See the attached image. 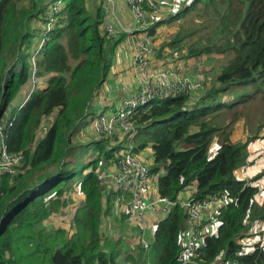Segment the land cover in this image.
Here are the masks:
<instances>
[{"label":"trees","instance_id":"16d2710c","mask_svg":"<svg viewBox=\"0 0 264 264\" xmlns=\"http://www.w3.org/2000/svg\"><path fill=\"white\" fill-rule=\"evenodd\" d=\"M105 2L0 0V124L20 91L32 86V58H37L36 76L48 83L46 89L31 88L3 131L7 152L24 155V163L15 177H0V264H138L143 257V248L124 252L122 238L104 237L101 229L109 219L123 231L128 216L117 206L122 199L128 205L131 196L108 187L97 175L104 163L116 161L124 144L117 138L116 144L111 139L84 145L78 141L85 120L92 123L96 118L88 112L90 104L106 83L126 37L112 39L104 33ZM189 17L204 19L205 26L186 36L179 32L163 43L159 56L166 47L169 52L188 48V57L216 55L223 57L224 65L195 103L178 94L140 108L134 118V152L153 150L151 175H159V194L172 202L192 186L196 200L228 199L197 229L195 263L264 264V236L252 251H247L250 243H243L252 238L249 231L264 222V204L257 200V182L264 171L251 180L237 176L249 164V146L264 135V0H189L150 33L155 36L160 26ZM52 19L55 23L47 31ZM199 32L205 33V40L194 38ZM169 52L159 60L176 62ZM54 116L47 133L38 138L44 120ZM240 125L248 137L234 143ZM88 146L98 154L78 179L85 199L73 217V232L48 229L45 221L70 206L67 189L60 187L64 182L72 185L76 178L70 159L76 149ZM186 219L178 203L157 224L147 255L151 264H179ZM212 224L216 231L205 232Z\"/></svg>","mask_w":264,"mask_h":264},{"label":"built area","instance_id":"2783aa9c","mask_svg":"<svg viewBox=\"0 0 264 264\" xmlns=\"http://www.w3.org/2000/svg\"><path fill=\"white\" fill-rule=\"evenodd\" d=\"M126 1L138 26L128 35L133 54V74L137 83V90L132 96L121 101L116 112H101L91 123L95 137L111 139L113 144H116V138L125 141L123 149L117 154L116 161L112 163L115 171L109 172L106 169H99L97 172L98 180L108 184V187L113 185L115 187L112 188H117L124 194L131 196L128 205L122 204L124 202L122 199L118 206L128 215L126 219L127 231L134 243L137 244L136 247L134 244L128 246V252L136 251L138 246L144 249L143 257L138 264H151L147 260L151 248L148 233L149 215H153L161 221L170 214L173 207L178 203L185 210L187 216L186 228L181 235L182 252L179 257V264H197L195 263L199 248L197 229L204 217L209 218L216 214L220 208L229 203L228 199L220 197L196 200L194 198V186L186 188L183 191L186 194L185 199L180 200L179 195L177 203L161 196L158 187L155 188L151 180L152 165L142 153L134 152L133 138L136 135L134 118L140 108L154 100L178 94L186 96L192 104L202 96L204 85L201 79H194L185 70H181L179 65L176 66V62L166 64L165 60L157 62L154 59L157 50L156 37L150 33V30L161 19V16L167 13V6H169L167 0ZM106 2L108 6L114 4V0H106ZM60 6L58 4L53 8L55 13L60 10ZM54 23L55 19H52L47 24L46 30L50 31ZM104 33L112 39L118 37L116 30L109 23H105ZM32 60L34 90L39 87V84L36 76V61L33 58ZM9 125H11L10 120L0 124L1 140H3L4 129ZM23 163L24 155L8 153L3 141L0 150V177L3 175L15 177L22 171ZM158 180L159 175H156V181L158 182ZM126 237L123 239L125 240ZM218 261L220 262L214 264H238L237 262L223 263V260Z\"/></svg>","mask_w":264,"mask_h":264},{"label":"rangeland","instance_id":"374dc122","mask_svg":"<svg viewBox=\"0 0 264 264\" xmlns=\"http://www.w3.org/2000/svg\"><path fill=\"white\" fill-rule=\"evenodd\" d=\"M188 1L189 0H180V1L179 0H167V2L169 3V6H167V9H168L167 13H165V15H162L161 19L158 22H160L162 20H166V19L170 18L171 16L176 15L182 9L185 2H188ZM158 22H156L155 24H157ZM204 26H205L204 19H196V18L192 19L190 17L187 19L179 20L176 23L171 24V25L160 26L157 29V32L155 33L156 42H158V44H160V45H158V49L156 50L157 56H159V52L162 50L163 43L166 41L169 42L179 32H180L179 35H181V33H182L183 36H186L187 33L191 34L194 31L202 30V28ZM38 28H40V29L42 28L40 22L38 24ZM186 30H187V32H186ZM204 36H205L204 32H199V35H194V38L196 39L199 37L200 39L205 40ZM119 49L124 51L126 54H128V53L130 54L129 43L126 40L119 46ZM168 52H169V48L166 47L165 50L162 51L161 57L162 58L168 57ZM188 52H189L188 48H185L183 51H181L180 48H176V49H172L171 52H169V53H170V56L173 55V57H175V61H180L182 64L185 65L186 73L193 76L194 79H201L202 84L204 85V91L202 92V95H203L205 90H207L213 84V82L216 80V71L218 69L220 70V68L224 65V61H223L224 59H223V57H217L216 55H214V56H203V57H198V58L188 57L187 56ZM33 59L35 61L37 60V58H33ZM190 62H192L193 64H191ZM37 79H38V84H39V87H36L37 89L48 88V86H45V84H44V82L45 81L47 82V80H45L44 78H40V77H37ZM33 84H34V81H33ZM33 84H32V86H33ZM32 86L28 87V92L32 91V89H31ZM259 96L262 97V95H259ZM257 102H259V100L258 101L255 100V103H257ZM93 103L97 104L96 97L91 102V104H93ZM91 104H90V107H91ZM260 104H264V103H260ZM88 119L89 118H87L84 123H86ZM45 122L47 123V121H45ZM49 125H51V122ZM241 125H244V127H245V124H241ZM240 126H237V128H236L237 130L234 132V135L232 138L234 143H237L239 141V139L235 140L236 139L235 133H238V131H240V132L244 131L243 128H241ZM91 135L94 136L93 134L89 133V136L87 138H90ZM241 135H240V137H241ZM94 137L90 138L91 140H87L85 138L86 139V140H84L85 142H82L83 145L90 143L92 140L99 139L98 137H95V138ZM118 143L124 144L125 141H124V139H121V140L119 139ZM75 145H78V142L76 140L74 141V146ZM260 146H261L260 150H264V137L261 139ZM213 152L214 153L216 152L215 148L213 149ZM77 153H78V156L76 155ZM97 154H98V152L94 151L93 146H88L85 148L80 147V148L75 150L74 157H72L70 159L69 168H75V171L77 174L76 178L74 179V181L72 180L73 181L72 185L68 186L67 182L66 183L64 182V184L60 185V187H62V188L64 187L65 190L67 189L66 190V191H68V192H66V194H68L67 197L69 195H71L73 198L74 195H77V193H78L77 190H79V186L77 185V183H78V179L81 177V170L84 167V165L88 164L91 160H93L95 155H97ZM107 164H110V163L108 162ZM104 166H106V164ZM247 172H248L247 173L248 175L255 174L257 172L256 171V165L254 163H252L250 166H248ZM257 175H259V174H257ZM257 175L253 176L251 179L255 178ZM151 180L153 182H155L156 176H151ZM257 183L259 184V182H257ZM154 187L156 188V186H154ZM77 202H78L77 205L79 207V205L82 202H80V201H77ZM71 204L72 203L69 202V205H71ZM117 208H118V206H117ZM76 211H77V209L69 207L67 205V207L65 208L64 211H61L57 214L56 213L52 214L45 221V226L48 229H52V228L59 229V228H61V229L68 231V233H72L73 229H74L73 217L75 216ZM148 221L150 222V227H149L148 233L152 237V235L154 234V232L156 230L157 224L160 221L158 219H156L153 215H149ZM262 224L263 225L261 228L255 229L254 231H249V234H254V235H252L253 236L252 238L246 237V239L243 240V243L248 242L251 244V246L249 247V249H247V251H252L253 245H255L258 242V240L259 241L262 240V237L259 238L258 236H255V234H260L261 232H264V223H262ZM64 226H66V227H64ZM101 229H102V234L104 237L112 235V236H114V239L122 238L123 243L127 244L128 246H132V244H134L135 247L137 246V244L134 243L133 238L126 235V230H127L126 227H124L125 230L121 231L122 230L121 227L114 228V225H112V222L109 219H105ZM261 234H263V233H261ZM125 237H126V239L124 240L123 238H125Z\"/></svg>","mask_w":264,"mask_h":264},{"label":"crops","instance_id":"0c3cea01","mask_svg":"<svg viewBox=\"0 0 264 264\" xmlns=\"http://www.w3.org/2000/svg\"><path fill=\"white\" fill-rule=\"evenodd\" d=\"M105 9H106L107 13H106V17H105L104 22L109 23L113 26V28L117 32V35H118L117 38H120V37L126 35L125 40L128 41V43H129L130 54L129 53L126 54L124 51L119 49V47L117 48L116 55L114 57V64H113V67H112L111 72L109 74V77H108L106 83H104L102 85V87L100 88V90L97 92L98 93V97L96 96L97 104H95V103L91 104V107L88 110V112L94 116H97L101 112H107V113L108 112H116L121 101L132 96L137 90V87H136L137 83L135 82V78H134V74H133V54H132V50L130 49L131 43L129 41V36H128L130 34V31L137 29L138 26H137L136 20L133 17V15L131 14L126 0H114L113 6H108L105 2ZM158 45H159L158 42H156V48L157 49H158ZM159 58L162 59V57H159ZM159 58H158L157 52H156V56L154 57V59L157 62H159L160 61ZM190 63L193 64L192 62H190ZM177 65L180 66L181 70L186 69L185 65L182 64L180 61H176V66ZM44 84H45V86H48V83L46 81L44 82ZM28 87H29V85H27L24 89H22V91H20V93L18 94L17 98L10 105V107L8 109V114L5 118V120L3 121V123L8 122V120H10V116H11L12 112L17 110L19 107H21L26 102V100L28 99V96H30V94L33 91L32 90V91L28 92ZM90 114H88V115H90ZM54 119H55V116L51 120H50V118H47L44 120L43 125L39 131L38 138H40L41 135L44 136L47 133V131L51 127V125H49V124H50V122H53ZM88 120H90V124H87V122L82 124L83 129L81 130V132L78 136L79 137L78 141L85 142L84 140H86V139L91 140L90 138L95 136L93 131H92L91 119H88ZM45 121H47V123ZM241 128H243V130H244L243 126H241ZM89 133L93 134L94 136L91 135L90 138H87L89 136ZM240 135H241V137H240ZM235 136H236L235 140L239 139V141H245L246 138L248 137L245 131H242V132L238 131V133H235ZM263 137H264V135H262V138ZM96 140H98V139H96ZM92 141H94V140H92ZM260 142H261V139L251 143V145L249 146V152H250V156L248 159L249 164L237 172V176L239 179L251 180V178L253 176L260 174L264 171V150H260L261 149ZM2 144H3V140L0 139V150H1ZM87 144H89V143H87ZM214 148L216 149L217 147L215 146ZM142 154H143V156H145L146 158L149 159L151 165L154 164L153 150L151 148H147L146 150H144L142 152ZM252 163H254L256 165V171L257 172L255 174L248 175L247 174L248 173L247 167L250 166ZM105 164H106V166H104ZM102 168L106 169L109 172L115 171V167L112 165V163H110V164L104 163L102 165ZM258 182H259V184H257V185L260 186L261 193H260L259 198L257 200H258L259 204L263 205L264 204V177ZM153 184H154V186L158 187L157 181L153 182ZM111 187H115V186L112 185ZM77 192H78L77 195H74L73 198H72V196L70 197V202L72 203L70 206L74 207L75 209L78 208V205H77L78 202L77 201L83 202V200L85 199V197L80 192V190H77ZM185 196H186V194L182 192L180 194L179 199L184 200ZM118 208H119L118 211L121 212V209L119 206H118ZM111 222L113 223V225L115 224L114 221L111 220ZM262 223H264V222H262ZM262 223L256 224L253 231L255 229L261 228L263 225ZM148 224L150 226L149 221H148ZM64 227H66V226H64ZM124 227H126V229H127L126 221L123 225V228ZM215 231H216V225L215 224L207 226L205 229V232H207V233H209V232L213 233ZM261 233H263V234H261ZM261 233H260L261 236H259L257 234H255V236H258L259 238L262 237V240H263L264 232H261ZM126 234L129 236V233L127 230H126ZM149 239H150V242L152 244L153 241H152L151 235H149ZM262 240H260V241H262ZM260 241L258 240L257 243H259ZM123 251L129 253L128 252V245L126 246L125 243H124Z\"/></svg>","mask_w":264,"mask_h":264}]
</instances>
